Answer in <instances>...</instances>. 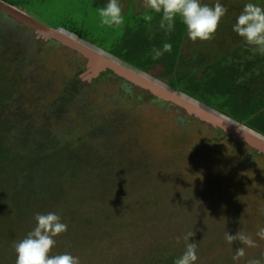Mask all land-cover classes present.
<instances>
[{
  "label": "rangeland",
  "instance_id": "rangeland-1",
  "mask_svg": "<svg viewBox=\"0 0 264 264\" xmlns=\"http://www.w3.org/2000/svg\"><path fill=\"white\" fill-rule=\"evenodd\" d=\"M11 1L17 3L16 0ZM36 1L43 6L41 14L44 18L53 17L56 22L59 19L67 20L76 25H80L87 19L88 22L86 23L94 29L99 23L97 8L104 7L108 3V0ZM130 1L119 0L123 13L126 11L124 9L129 7ZM133 1L135 11L140 9L139 12H142L144 0ZM200 2L214 6L217 0H200ZM219 2L228 11L221 19L214 38L208 41L197 40L192 42L187 36L185 46L189 48L192 59L187 60L186 55L184 54L185 57H183L181 54L176 58V60L180 59L179 61L171 60L170 69L168 66L167 68L164 67L162 63L147 74L167 82L168 84H166L176 91L180 89L185 91L186 93L181 92L188 96L191 94L199 98L210 107L215 108L216 106L231 112L234 111L235 107L230 99H233L238 92L240 87L238 82L251 83V88L255 93L260 94L256 85L263 82L262 78L255 84L250 77L259 75V69L257 71L255 69L262 62L256 56V53L259 52L254 51L233 31V25L246 3L253 2L264 7V0H219ZM145 11L150 12L147 9ZM3 13L0 10V31H3L2 28L13 29L15 33L0 32L1 38H7L10 41L9 45L16 47L13 51H18L24 46L18 42L17 37L21 33L27 34L30 38L28 41L33 45L32 50L38 53L36 55L39 60L37 67L29 69V75L39 78L37 82H50L55 86L54 89L57 92L64 81L74 77H79L82 85L85 84V86L90 87L94 85V79L81 78L86 72L87 65V60L82 54L50 40V42L47 41L43 44L40 39H37L33 43V39L29 35V28L26 25H19L18 22H15L16 20L7 19ZM151 15L153 14L151 13ZM156 15L155 13V17ZM160 19L161 16L158 20L160 21ZM180 22L179 20L177 31L179 33L186 31L185 33H187L185 25ZM136 24L138 23L136 22L131 28L123 30L122 35L115 43L117 47L124 49L125 43L123 41L130 38L128 36L129 31L134 30L135 36L138 35L137 31H141V27ZM147 25L145 27L148 31L147 34L150 32L149 34L152 35L150 40L158 42L154 39V35L162 32L161 29L158 31L159 22L148 23ZM102 30L104 31L103 28ZM109 31L113 33L115 27L110 28ZM161 37L159 36V46L162 48L164 42H162ZM119 40L123 41L119 43ZM136 41L138 42V40ZM88 45L99 49L96 45L89 43ZM147 47L153 48L154 46L148 44ZM129 48H134V46L131 47L129 44ZM172 49L177 48L172 46ZM139 50H143V47ZM0 55V263H2L5 258H8L7 256L11 255L7 251L12 249L11 246L15 241H18L24 227L29 228L26 234L34 228L35 220H32L30 226L31 214L48 213L47 208L54 200L51 199L52 190L57 188L58 181L63 180V177L58 174L65 173L68 164L72 162L68 157L66 147H61L63 155L61 154L59 158L47 154L50 152L47 145L52 144L50 134L59 135L62 141L68 135L76 136L77 139L83 135L84 131H87V128L81 131L79 120L75 116H72L70 121L60 120L56 116L48 117L45 113L51 103L50 101L55 98L54 91L38 93L37 86L33 82L26 83L24 81L22 83L19 78L17 79L19 82L11 80V76L16 74L14 64H10L11 55H2V53ZM240 58L244 61L242 65L238 64ZM233 60H235L234 63ZM121 63L131 67L123 61ZM194 63L197 66H194ZM164 74L166 75L164 76ZM32 79L35 81L34 78ZM95 85L94 91H91L88 97L102 112V117H110L111 124L122 123L124 127L145 124L144 136L132 146L135 147L137 156L148 158L149 161L138 165L139 168L130 174L128 182L125 183L126 186L131 187V184L140 183L141 179H145L149 184L154 185V182H161L167 176L179 187H183L187 183H195L198 187L208 186V195L200 196L201 203L207 209V214L205 218H196L197 226L207 227L210 233L209 241L215 238L213 231L221 235L222 230H225V233L229 232V234L235 235L240 230L251 235L256 241V247H248L238 241L232 244L227 243V248L231 251L230 254H232L236 243L238 247H244L246 253L240 260L230 264H247V261L253 258L261 259L262 264H264V257L261 256L264 253V240L256 236L258 228L264 227V155L252 158L251 149L253 148L248 144L234 141L228 135L224 136L225 132L216 133V128L195 118L193 119L200 124H195L193 127H200L192 132L190 139H184L182 142V134L178 135L177 122L174 120L178 115H183L186 120H192V118L186 117L183 108L177 109L172 106L173 104L170 106L164 102L163 105L157 101L152 102L153 98L151 97L153 95L138 86L132 87L131 94L125 91L119 94L118 91L122 89V85H126L120 79L106 77ZM11 131L14 132L15 140L9 136ZM26 131L31 134V141H35L36 146H41L38 153L37 151H28L27 145H25L28 140H21L20 133L27 134ZM116 137L103 135L98 137L100 139L95 140V143L101 144L102 151L106 152L118 146L120 140ZM28 139L30 138L28 137ZM125 140L123 141L125 142ZM89 143L91 141L86 139L83 145ZM79 146L81 147L82 144ZM175 148L183 149L185 153L183 156H179L178 162H174L173 166L167 169L169 166L165 164V160L170 157L171 151ZM94 149L91 151L94 152ZM89 154L86 151L79 157L88 160ZM26 166L27 170L24 172L22 169ZM88 184L86 183L83 187L84 193L78 192L75 197L71 195L72 199L69 200V203H72V206L76 200L79 206L86 198H90L91 193L94 194V190H88L92 189ZM17 190H22L23 194L21 193L19 196L20 193ZM207 202L208 204H206ZM235 209H239L237 216L232 213ZM236 218L241 221L235 227L233 222ZM61 221L64 223L66 220L61 218ZM193 221L194 219L191 218L187 222L190 224L183 225L179 230L185 232L190 228ZM173 231L176 232L177 229ZM148 238L151 237L148 236ZM124 246L126 249L129 248L127 245ZM130 246L133 247V245ZM112 249L115 250V246H112ZM220 250L221 247L217 248L218 253L211 250L209 254L211 259L209 260L216 258V255L220 254ZM127 251L131 252L132 250L128 249ZM97 257L96 260H99V256ZM204 262L202 258H199L198 264H204ZM223 264L229 263L223 261Z\"/></svg>",
  "mask_w": 264,
  "mask_h": 264
},
{
  "label": "trees",
  "instance_id": "trees-1",
  "mask_svg": "<svg viewBox=\"0 0 264 264\" xmlns=\"http://www.w3.org/2000/svg\"><path fill=\"white\" fill-rule=\"evenodd\" d=\"M4 1L27 11L37 19L70 34L79 41L96 45L104 54L120 62L127 63L138 72H151L157 65L162 63L164 67L166 66L167 68L168 66V69H170L169 64L172 63L171 60L174 59L175 62L179 61L180 59L176 60V58L181 54L183 57L186 55L187 60L189 58L192 59L189 48L185 46L186 31H182L181 33L177 31L179 18L176 19L174 29L170 33H166L157 26L159 27L158 31L161 29L162 32L154 35V39L158 41L154 42L150 40L152 35L149 34L150 32L147 34L148 31L145 27L148 26V23L159 22L160 15L157 14L155 17V12L150 11V14H153V20L151 22L145 21L142 18L145 8L142 12H139L140 9L139 11H135L133 0L130 1L129 7L124 9L126 10L123 13V15L126 14L124 16V24L120 27L114 26L115 31L113 33L108 32L109 27H102L100 25V18L97 28L94 29L86 23L88 22L87 19L80 25H76L67 20L62 21L59 19L56 22L53 17L44 18L41 14L43 6L36 0H16L17 3L11 0ZM129 8H131L130 12H128ZM3 15L7 19L15 20L5 12ZM15 22H18L19 25H24L17 20ZM136 22L138 23L136 25L141 27V31H137L138 35L135 36L134 30L129 31L128 36L130 38L128 40H119V43L120 41L125 43L124 49L122 50L117 47L115 43L122 35L123 30L131 28ZM180 26L182 25L180 24ZM2 30L4 32L15 33L13 29L7 30L2 28ZM3 31L0 32L2 33ZM139 35L141 36L139 37ZM159 36H162V42L170 43L177 49H172L171 52L165 53L161 58L153 60L151 50L154 47L161 48L159 46ZM17 38L24 48L13 51L16 48L15 45H9L10 41L7 38H1L0 35V53L2 55H11L10 64H14L16 68V74L11 76V80L13 79L17 82L19 78V81L22 83L24 81L26 83L33 82L37 86L36 90L38 93L45 91L47 93L53 90L55 98L50 101L51 103L45 114L48 117L56 116L58 119L65 121H70L71 117L75 116L80 123L81 128L79 127V129L82 131L87 128V131H84L83 135L77 139L75 138L76 136L68 135L69 137H65L62 141L59 135L55 133L50 134L52 144L47 145V148L50 150L47 154L59 158L61 154L63 155L61 147H66L68 149V157L70 161L72 160L68 164L66 172L58 174L63 177V180L58 181L57 188L52 190L51 199L54 200L51 201V205L47 208V212L57 213L61 218L66 220L64 223L67 224V231L55 238L56 245L52 248L50 255L70 253L73 256L79 257L80 264H174V261L185 251L184 236L188 232H194V236L190 238V242L197 244L198 260L195 264L199 263V258L205 261L204 264H223V261H227L229 264L233 263V253H235L238 246L236 243L232 254H230L231 251L227 248L228 242L225 240V230H222L221 235L213 231L215 238L209 241L210 233L207 227L197 226L196 218H205L207 214V209L201 203L200 196L208 195V186L203 185L198 187L195 183H187L183 187H179L168 178L167 173V177H164L165 180H162L163 182H154V185L149 184L145 179H141L140 183L131 184V187L126 186L125 183L128 182L130 174L139 168L138 165L149 161L148 158L137 156L135 147L132 146L136 144L138 139L144 136L143 130L145 124H134L129 127H124L122 123H117V125L111 124L109 121L110 117H102V112L90 101L88 94L90 95L91 91H94L96 83H99L106 77L120 79L129 89H132L136 85L121 78L109 69L102 72L97 78H94V85L92 84L93 86L91 87L85 86V84L82 85L80 78L74 77L64 81L57 92L54 89L55 86L50 82H37L39 78L31 74L29 75V69H34L38 65L39 60L36 58L38 53L32 50L33 45L28 41L30 38L27 34L21 33ZM50 41L60 43L54 39ZM129 44L131 47L134 46V48H129ZM148 44L154 47L148 48ZM142 47L143 50H139ZM256 54L257 58L262 61L260 62V66L255 67L256 71L259 69L258 71L260 72L258 76L250 77L255 84L262 78L263 82L256 85L260 94L255 93L253 88H251V83L238 82V85L240 84L238 92L234 95L233 99H230L234 104V111L229 112L216 106L212 108H217L216 110L223 114L264 134V88H262L264 85V55L260 53ZM183 57L181 56L182 59ZM238 62L240 65L244 63L241 58L238 59ZM193 65L197 66L195 63ZM81 71L83 72V70ZM48 86L50 87L49 89L47 88ZM122 91H124L123 88L118 91L119 94ZM177 91L183 90L178 89ZM189 96L192 95L190 94ZM151 98H153L152 102L157 101L160 105H163V101L155 96ZM192 98L202 102L199 98L194 96ZM172 106L177 109L181 108L176 105ZM174 121L177 122L178 135L182 134V142L184 139H190L192 132L200 127H193L195 124L199 125L200 123L193 118L192 120H186L183 115H178ZM27 130L29 131V129ZM222 132L224 131L221 129H217L216 131V133ZM13 133L11 131L9 136L12 140H15ZM26 133H20L21 140H28L27 144H25L28 151H37L38 153L41 150V146H36L35 141H31V134L27 131ZM103 135L105 137L108 135L117 136L116 138L120 140L118 141V146L103 152L101 144L95 143V140H99L100 138L98 137ZM224 136H227V134L224 133ZM86 139H89L91 143L83 145ZM80 144H82L81 147L79 146ZM92 149H94V152L91 151ZM86 151H88V154L89 152L91 153L88 160H83L79 156ZM251 152L253 153L252 158L264 155L255 149H251ZM183 153H185L183 149L178 150L175 148L172 150L170 157H167L165 160V164L169 166L167 169H170L174 162H178L179 156H183ZM137 160L139 162H136ZM22 170L25 172L27 166ZM86 183H89L88 186L92 188L88 190H94V194L91 193L90 198H86L79 206L77 200L73 202L74 206H72V203H69V200L72 199L71 195L75 197L76 194L78 195V192L84 193L83 187ZM115 188L117 189L115 190ZM17 191L20 193L19 196H21L23 191ZM106 196L107 199L105 200ZM232 213L237 216L239 209H235ZM35 214H31L30 226L32 220H35ZM191 218L195 222L193 221L190 228H186L185 232H181L179 228L188 224L187 222ZM234 221L233 226L236 227V224H239L241 220L236 218ZM27 229L29 228L25 226L18 240L26 236ZM174 229H177V231H173ZM148 236L151 238H148ZM124 245H127L128 249L132 251L128 252V249ZM130 245H133V247ZM112 246H115V250H113L114 248L112 249ZM220 247V254L216 255V258L213 260H209L211 259L209 256L211 250L217 252V248ZM11 248L7 251L11 255L7 256L8 258H5L0 264H15L16 254L12 246ZM110 250L112 251L107 253ZM95 255L99 256L100 259L96 260L98 257ZM204 257H207V259H204Z\"/></svg>",
  "mask_w": 264,
  "mask_h": 264
},
{
  "label": "clouds",
  "instance_id": "clouds-1",
  "mask_svg": "<svg viewBox=\"0 0 264 264\" xmlns=\"http://www.w3.org/2000/svg\"><path fill=\"white\" fill-rule=\"evenodd\" d=\"M144 8L161 16L159 27L166 33L173 31L177 18L185 25L187 36L192 42L208 41L214 38L221 19L228 9L217 0L214 6L201 4L200 0H144ZM97 13L102 27H120L124 24L123 9L119 0H108L104 7H98ZM142 18L151 22L153 16L145 11ZM233 31L241 37L254 51L264 55V7L248 2L238 15ZM172 45L164 43L161 48H153L152 59L157 60L165 53L171 52ZM125 92L131 94L127 85H122ZM36 224L26 236L12 245L16 254L15 264H80L79 257L70 253L50 255L56 245V237L67 231V224L55 212L34 215ZM194 232L184 236L185 251L174 261V264H195L198 260L197 244L190 242ZM256 236L264 240V227L258 228ZM225 240L232 244L238 241L248 247H256V241L251 235L237 231L235 235L225 233ZM245 248L236 249L232 259L240 260L245 256ZM264 257V253L261 254ZM247 264H262L261 259H249Z\"/></svg>",
  "mask_w": 264,
  "mask_h": 264
},
{
  "label": "water",
  "instance_id": "water-1",
  "mask_svg": "<svg viewBox=\"0 0 264 264\" xmlns=\"http://www.w3.org/2000/svg\"><path fill=\"white\" fill-rule=\"evenodd\" d=\"M0 10L26 25L30 30L29 35L33 39V43L37 39H40V42L43 44L54 39L82 54L87 60L86 72L82 75V79L92 80L97 78L102 72L110 69L121 78L149 91L165 104H173L183 108L188 119L195 118L216 129H221L234 141L246 143L264 154V134L181 91H175L165 82L145 72L134 70L104 54L101 50L95 49L85 42L77 40L70 34L46 24L19 7L0 0Z\"/></svg>",
  "mask_w": 264,
  "mask_h": 264
}]
</instances>
